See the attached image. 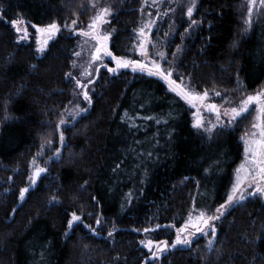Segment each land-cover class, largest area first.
I'll return each mask as SVG.
<instances>
[{
	"label": "trees",
	"instance_id": "1",
	"mask_svg": "<svg viewBox=\"0 0 264 264\" xmlns=\"http://www.w3.org/2000/svg\"><path fill=\"white\" fill-rule=\"evenodd\" d=\"M138 6L139 0H126L115 12L108 48L116 57H130ZM88 7L89 0H0V264H264L259 197L248 196L214 222L211 248L199 239L147 263L139 240L145 228L183 219L194 202L209 211L223 202L255 105L231 123L224 116L205 136L164 80L131 67L102 70L89 110L63 131L59 146L56 125L71 101L67 74L76 44L65 27L76 21L83 28ZM183 18L181 27L194 20L196 31L184 41L179 75L200 92H220L217 102L227 98L228 108L264 91V15L246 34L241 0H198L194 16ZM13 20L23 21L25 39ZM52 23L60 30L37 57L35 29ZM49 140L50 177L20 202L29 163ZM73 212L81 220L69 228Z\"/></svg>",
	"mask_w": 264,
	"mask_h": 264
},
{
	"label": "rangeland",
	"instance_id": "2",
	"mask_svg": "<svg viewBox=\"0 0 264 264\" xmlns=\"http://www.w3.org/2000/svg\"><path fill=\"white\" fill-rule=\"evenodd\" d=\"M128 1V0H127ZM126 0H89V6L88 11H90V18L86 22L83 28H81L76 22L75 24H71L69 26L65 27V31L67 32L70 37H76V44L75 47L73 48L72 52V61H71V71L72 75L76 77V79H79L82 84L87 85V90L89 92V95L92 96V93L94 91V85L97 82L99 73L103 71H107L110 74H114L112 72H109L107 68L101 66L100 62L92 63L91 57L95 49V41L83 37L79 35V32L81 30L83 31H88V25L91 23L92 19L100 13V11L107 7L110 11V15L105 17L107 22H103L100 24V30L103 31L105 34H110V39L108 41V45H110L111 42V37L115 31L114 26H112V21L115 16V12L118 9V7L122 6L125 4ZM195 4V7L193 9V14L191 17L194 16L195 10H196V5L198 3V0H139V6L137 8L138 12V19H137V26L133 30V32L130 34L131 37V42H130V50L128 51L130 57L125 58V59H131V60H138V61H144L145 63L150 64V60H146L144 57H142L139 54V42L141 39H144L148 43L146 44L149 57L151 59H157L158 62L161 63V66L164 69H169L171 68L173 70V75L172 79H175L179 82L180 78L183 79L184 85H190L193 89L195 87L192 85V82L190 81V78L184 77L182 75H179V73L176 72L177 65L179 63V54L181 50H183L184 47V41L188 40L191 36L196 31V23L193 24L191 21L187 24L186 28L181 27V22L183 21V16H186L188 19L189 17L187 15V9L188 6L191 4ZM242 4V10H243V26L245 29V34L251 30V26L255 23V21L262 15H264V4L261 3V0H241ZM95 5V6H93ZM151 14V15H149ZM250 14V15H249ZM250 20V23H249ZM21 29L26 28V26L22 23L18 25ZM141 27H144L145 32L147 33V36L145 38H141L139 36V30ZM14 31L17 33L16 29L14 28ZM35 35L33 36L34 43H35V52L37 57H41L44 52L47 50V47L50 42H53L54 38L52 37L51 39L48 40L47 46L45 47V50L43 53L38 52L37 49L42 46V42L47 39L48 37L45 36L43 33L38 32L35 29ZM19 35V38L21 39V36H23V31L20 33H17ZM193 36V35H192ZM179 39V44L177 46H173L174 40ZM155 45V47H153ZM177 49H180V51H177ZM156 52H164L167 58V62L164 60H160L159 57L155 56ZM75 53H80L79 56L75 55ZM110 61L108 60L107 57L103 58V64H106L108 68H115L113 63H109ZM99 69V71H96ZM90 72L92 75L87 76L85 75V72ZM135 74L139 75H144L146 77H156L160 80L158 76H149L146 72H141L139 70L137 71H132ZM71 85H72V93H71V101L69 102V105L67 106L66 110L63 113L62 119H64L67 123L59 129L60 131H64L66 128L70 127L72 124H74L76 121H78L82 116H84L87 111L89 110L91 104L83 99L82 95V89L76 87V81L69 78ZM89 81H94V83H89ZM167 89L169 92L173 93L176 95L174 92L170 91L169 86H167ZM196 90V89H195ZM198 91V90H196ZM200 92V91H198ZM202 93V92H201ZM216 92L209 93V102L210 103H216L218 106H221V110L223 112L224 108H228L225 106V103H218L217 99L219 96L215 95ZM249 96V95H248ZM182 100V99H181ZM92 102V99H91ZM184 102V101H183ZM185 103V102H184ZM186 107L191 111V118H192V125L194 123V112L196 111L195 109H192L188 104H186ZM80 108H86L87 111L77 115L79 112ZM256 112V111H255ZM201 114L204 117L205 122L207 123L208 121H211L212 123H215L217 126L213 130V132L221 126V122L223 120L224 115L221 116V120L219 122L216 121V116L215 114H208L205 112L204 109H201ZM256 120V113H255V118L253 120V123ZM209 127L211 126L210 124L208 125ZM193 127V126H192ZM194 128V127H193ZM196 131L199 133L204 134L205 136H209L211 133H208L204 131L203 129H196ZM252 127L247 132H251ZM245 132V133H247ZM243 133L241 137L245 135ZM240 141L243 145V153H242V159L240 163L237 165L236 169L244 163V144L243 141ZM60 141H59V146H60ZM58 146V147H59ZM50 146H45L41 148L39 151V155L36 154L34 157L31 159L29 163V169L28 173L29 176L34 171V168L39 166V167H45L47 169L50 161L52 160L53 156H49L47 154V148ZM58 150V148L55 149V151ZM54 151V150H53ZM48 155V156H47ZM33 160H35V165L33 164ZM236 169L234 170V175H233V180L228 188V190L225 193L224 200L222 203L226 201L227 195L231 194L232 187L236 183ZM48 172V169H47ZM243 175V174H241ZM48 174H42L41 177L37 180L38 185L42 180H46V178H49ZM35 185V186H36ZM29 186V179H28V184ZM261 186L264 187V182H261ZM241 191H243V194L245 196V199L248 198V196L252 197H259L263 200L264 202V195L260 193H255V185L252 187H248V183L245 182L244 185L242 186ZM249 193H255L253 195H249ZM239 195V194H238ZM220 203V204H222ZM220 204L213 206L212 210L209 211V207L206 206L204 203H195L192 204L190 210L188 211L187 215L181 219V217H174L172 220V223L170 226L166 228H157L154 224L152 227L148 228L151 229L148 232L142 231L140 232V244H141V249L143 253V262L147 263H155L159 262L161 259L166 258L170 252H173L178 249H186L190 245H192L193 242L198 241L199 239H202L206 242L207 248L209 247L208 241L212 240V244L214 243L215 236L213 237L211 235L210 229L206 228L204 231L209 233L208 235H204L202 233L193 236L191 234V231L194 229L189 227L188 231L184 232L182 234V237H187L191 240L190 245L188 246H183V245H177L175 248L169 247L165 252L159 253L158 259H153L152 253L156 251L155 247H153L152 251H149L147 247H145V244L149 241L152 240L153 244H157L163 240H167L169 245L173 244L176 239L177 235V229L182 228L184 224L188 221L189 216L192 217L193 221H196V218L199 214V211L203 210L207 214H212L215 212V208L219 207ZM231 206L225 214L232 208ZM215 221L212 223L214 224ZM143 242V243H142Z\"/></svg>",
	"mask_w": 264,
	"mask_h": 264
},
{
	"label": "snow or ice",
	"instance_id": "3",
	"mask_svg": "<svg viewBox=\"0 0 264 264\" xmlns=\"http://www.w3.org/2000/svg\"><path fill=\"white\" fill-rule=\"evenodd\" d=\"M261 3L264 4V0H261ZM194 7V3L188 6L187 15L189 17L192 16ZM108 15H110L109 9L107 7L103 8L100 13L96 15L92 19L91 23L88 25V31L81 30L79 32V35L86 38H90L95 41V49L91 57L92 63L100 62L101 66L107 68V70L112 73H116L117 69L131 67L132 71L134 72L139 70L141 72H146L149 76H158L168 84L170 91L174 92L192 109L196 110L194 112V123L192 125L194 128L203 129L204 131L211 133L217 126L211 121H208L207 123L205 122L204 117L201 114V109H204L210 113H215L217 122L221 120L222 115L229 116V123H231L233 121H236L237 118L241 117L244 113H247L249 111L250 106H256V120L252 124V131L245 133V135L241 137V140L244 144V163H242L236 169V183L232 187L231 194L227 195L226 201L224 203L220 204L219 207L215 208L214 213L207 214L205 211L201 210L199 211L196 221H193L192 217L189 216V219L184 224V226L182 228L177 229L176 239L173 244L169 245L167 240H163L154 245L153 241L149 240L145 244V247H147L149 251H152L153 247H155L156 251L153 252L152 255L153 259H158V254L165 252L169 247L175 248L177 245H190L191 240L187 237H182V233L187 231L190 226L192 229L195 230V232L202 233L204 235L209 234L204 231L205 228H208L210 229L211 235L214 237L216 233V228L212 222L219 220L222 216H224L225 212L231 206L239 204L245 199L243 191H241L242 186L245 182L248 183V187H252L253 185H255V193H260L264 195V187L261 186V182H264V91L258 92L255 95H249L246 97V99H243L238 106L224 108L222 112L221 106H218L216 103L209 102V92L207 90H204L201 93L193 89L190 85H184L182 78H180L179 82L175 79H172L173 70L171 68L164 69L157 59H151L149 57L148 49L146 46L148 42L144 39H141V41L139 42V54L146 60H150V64L145 63L144 61L131 60L125 59L123 57L114 56L108 48L110 34H105L103 31L100 30V24L103 22H107L105 17H107ZM22 23V20L12 21V25L16 29L17 33L23 31V36H21V39H25L27 37V29H21L18 26ZM75 23L76 21H73V24ZM192 23L195 24L196 21L193 20ZM33 27H35V25H33ZM59 30V26L55 23L50 24L47 28L37 29L38 32L46 33L48 37L42 42V46L39 47L37 51L43 53L45 47L47 46L48 40L51 39L57 32H59ZM139 36L141 38H145L147 36L144 27L140 28ZM153 47H155V45H153ZM177 51H180V49H177ZM75 55L79 56L80 53H75ZM155 56L159 57L160 60H164L165 62H167V58L164 52H156ZM104 57H111V59L115 61L116 67L108 68L106 64H103ZM96 71H99V69H97ZM67 75L69 78L76 81V87L82 89L83 99L87 101L90 105L92 98L87 90V85L82 84L79 79H76V77L72 75V73H68ZM85 75L90 76L92 75V73L86 71ZM89 83H94V81H89ZM215 95L221 96V93L217 91ZM224 103L231 104V101L227 98H224ZM86 111V108H80L77 115L82 114ZM66 123L67 122L64 119H60L58 124L56 125V129L59 130L61 126L65 125ZM209 124L211 125L210 127L208 126ZM64 140L65 137L63 131H59V141L61 145H63ZM51 143V140H49L48 145L51 146ZM41 147L43 148L44 145L42 144ZM60 155V151L56 150L55 156L59 158ZM35 163V160H33L34 165ZM46 171L47 169L45 167L37 166L34 168L33 173L28 178L29 186L20 189V202H23L25 200L26 194L30 192L32 186H35L37 184V180L41 177V174ZM255 193H249V195H253ZM55 200L56 198L53 197V201ZM13 211L15 212V210ZM80 220L81 217L75 212H73L71 214V220L69 221V228H72L74 222ZM99 224L100 221L97 220V225ZM201 225H203V227ZM85 227L90 228L91 226L85 225ZM150 230L151 229L145 228L143 231L148 232ZM92 231L94 232L95 230L92 229ZM108 235L112 236L113 233L110 231ZM208 244L209 247H211L212 240H209Z\"/></svg>",
	"mask_w": 264,
	"mask_h": 264
},
{
	"label": "water",
	"instance_id": "4",
	"mask_svg": "<svg viewBox=\"0 0 264 264\" xmlns=\"http://www.w3.org/2000/svg\"><path fill=\"white\" fill-rule=\"evenodd\" d=\"M58 33V32H57ZM56 33V34H57ZM55 34V35H56ZM114 64H115V61H113L112 59H111V57H108ZM115 66H116V64H115ZM122 69H127V68H122ZM210 113V112H209ZM202 227H203V225H201ZM206 229V228H205ZM204 229V230H205ZM188 231V230H187ZM186 232V231H185ZM183 234V233H182ZM191 234L193 235V236H195V235H197V234H200V233H197V232H195V230H193V231H191Z\"/></svg>",
	"mask_w": 264,
	"mask_h": 264
},
{
	"label": "bare ground",
	"instance_id": "5",
	"mask_svg": "<svg viewBox=\"0 0 264 264\" xmlns=\"http://www.w3.org/2000/svg\"><path fill=\"white\" fill-rule=\"evenodd\" d=\"M198 235V234H197ZM196 236V235H195Z\"/></svg>",
	"mask_w": 264,
	"mask_h": 264
}]
</instances>
